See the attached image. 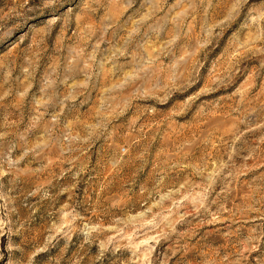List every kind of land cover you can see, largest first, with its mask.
<instances>
[{
    "label": "rangeland",
    "instance_id": "374dc122",
    "mask_svg": "<svg viewBox=\"0 0 264 264\" xmlns=\"http://www.w3.org/2000/svg\"><path fill=\"white\" fill-rule=\"evenodd\" d=\"M0 264H264V0H0Z\"/></svg>",
    "mask_w": 264,
    "mask_h": 264
}]
</instances>
